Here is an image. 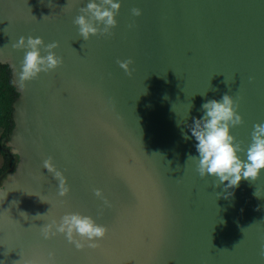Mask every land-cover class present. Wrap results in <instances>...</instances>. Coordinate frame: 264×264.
<instances>
[{"label":"water","instance_id":"1","mask_svg":"<svg viewBox=\"0 0 264 264\" xmlns=\"http://www.w3.org/2000/svg\"><path fill=\"white\" fill-rule=\"evenodd\" d=\"M84 3L0 0V64L18 94L5 142L17 162L0 181L2 264H264V174L227 190L201 178L186 162L195 140L181 134L226 93L242 146L264 122V0H122L117 27L87 42L73 23ZM20 36L59 42L63 61L23 89ZM68 212L106 236L83 249L45 239L42 225Z\"/></svg>","mask_w":264,"mask_h":264},{"label":"clouds","instance_id":"2","mask_svg":"<svg viewBox=\"0 0 264 264\" xmlns=\"http://www.w3.org/2000/svg\"><path fill=\"white\" fill-rule=\"evenodd\" d=\"M121 7L122 0H86L79 9L80 14L73 20L79 36L87 42L92 36L109 34L118 25L117 15ZM131 13L139 16L141 10L132 8ZM12 46L24 50L17 72L21 89L40 74L55 71L63 62L55 51L59 47L57 41L45 43L39 36H20ZM118 63L130 74L131 60ZM199 95L203 97L206 93ZM192 107L191 103L188 117ZM200 110L202 115L193 116L191 125H188L191 135L181 129L185 141L195 140L196 155L187 154L186 162H195L198 175L201 178L212 177L227 190L238 187L241 180L255 181L264 174V122L253 125L250 141L242 146L232 133L233 128L244 122L234 96L226 93L219 100H206L200 105ZM44 168L57 180L59 195L65 196L69 191L66 177L55 167L51 158L44 161ZM94 194L102 197L100 189H95ZM41 234L45 239L63 234L69 243L77 249H83L85 246L96 247L98 241L106 236L107 228L97 223L92 216L68 212L59 221L53 219L43 224ZM260 255L264 256V245H261Z\"/></svg>","mask_w":264,"mask_h":264},{"label":"trees","instance_id":"3","mask_svg":"<svg viewBox=\"0 0 264 264\" xmlns=\"http://www.w3.org/2000/svg\"><path fill=\"white\" fill-rule=\"evenodd\" d=\"M9 66L0 64V153L3 163L0 167V181L10 172L17 162L5 145L14 127L13 104L18 97L12 83Z\"/></svg>","mask_w":264,"mask_h":264},{"label":"rangeland","instance_id":"4","mask_svg":"<svg viewBox=\"0 0 264 264\" xmlns=\"http://www.w3.org/2000/svg\"><path fill=\"white\" fill-rule=\"evenodd\" d=\"M2 163H3V157H2V154L0 153V167H1Z\"/></svg>","mask_w":264,"mask_h":264}]
</instances>
